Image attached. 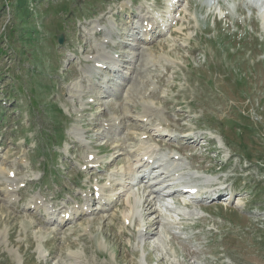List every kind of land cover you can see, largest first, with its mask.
<instances>
[{"label":"rangeland","instance_id":"rangeland-1","mask_svg":"<svg viewBox=\"0 0 264 264\" xmlns=\"http://www.w3.org/2000/svg\"><path fill=\"white\" fill-rule=\"evenodd\" d=\"M122 1L0 0V264H264V0H183L176 11ZM95 55L115 64L95 68ZM152 147L166 166L136 182L135 160ZM176 170L231 194L185 207L158 193L160 215L144 211V186L164 192ZM99 176L119 199L82 214L79 192ZM121 178H137L128 194Z\"/></svg>","mask_w":264,"mask_h":264},{"label":"bare ground","instance_id":"bare-ground-1","mask_svg":"<svg viewBox=\"0 0 264 264\" xmlns=\"http://www.w3.org/2000/svg\"><path fill=\"white\" fill-rule=\"evenodd\" d=\"M188 1V0H187ZM214 1L215 0H206L205 2L207 3V4H213L214 3ZM217 1V4H219L220 3V1L219 0H216ZM224 5V4H223ZM196 49V48H195ZM113 57V56H112ZM108 62H113V64H115V62H114V60H112L111 58H108ZM219 71H220V69H219ZM233 80V79H232ZM151 112V110H150V107L146 104L145 106H144V108H143V110H141V112H140V116H143L142 118H145V119H147L148 117H149V113ZM146 115H148L147 117H144V116H146ZM158 143H160V142H158ZM144 153H149V156H153V155H151V150H147V151H145ZM122 161H124V160H122ZM121 160H120V158L118 157V159H116L115 161H113V163L112 164H119V163H121L122 162ZM91 162H96L95 161V159H93V160H91ZM135 163H140V167H143V168H147V169H143L144 171L145 170H149V171H151L152 170V168L153 167H155V164L156 163H150L149 161H147L146 159H144L143 157H140V158H137L136 160H135ZM160 165H163L162 163H160V164H158V167H160ZM133 166H131V164H130V166H129V172H135L137 169H135L134 167L132 168ZM163 168V167H162ZM165 168V167H164ZM166 169V168H165ZM2 170V172H8L9 170H7V168H2L1 169ZM144 171H142L141 173H140V178H139V180H136V182H139L140 180H141V178L142 177H145L146 175H145V173L146 172H144ZM168 171V170H167ZM163 173V172H162ZM135 174V173H134ZM169 174V173H168ZM8 178V177H7ZM157 177H155V183H156V185H161L163 182V180H159V179H156ZM169 178H170V176L169 175H164V177H163V179H168L167 181H169ZM124 179V178H123ZM125 180V179H124ZM134 183V181H131V183H129L128 185H130V184H133ZM10 186V185H9ZM132 186V185H131ZM118 188V187H117ZM131 188V187H130ZM130 188L127 186L126 187V190H127V192L126 191H124L125 192V194H128L129 193V190H130ZM119 189V188H118ZM120 190V189H119ZM142 192L144 193V196H143V198L141 199V202H140V204H141V207H142V209L144 210V211H146V212H154V214H157L158 216L160 215V211H158V208H157V206H156V202L158 201V199H160L159 198V196L157 195L158 194V192H156L155 190H153L150 186H144V188L142 189ZM176 191H174L171 195H173L174 193H175ZM146 194V195H145ZM105 199H107L109 202H111L112 203V201H113V196H109V197H106ZM128 199V198H127ZM185 204H189V203H185ZM131 207V206H130ZM162 215V214H161ZM157 217V216H156ZM124 218H127V215H124ZM155 219V218H154ZM158 219V218H157ZM157 219H156V221H157ZM159 220V219H158ZM153 224H155V222L153 221V222H148L147 223V225H146V228H145V230H147V233H148V231H150L151 229H153V228H151L150 226L151 225H153ZM154 231V230H153ZM149 233H151V232H149ZM148 233V234H149ZM153 233V232H152ZM187 246V245H186ZM185 246V247H186Z\"/></svg>","mask_w":264,"mask_h":264},{"label":"trees","instance_id":"trees-1","mask_svg":"<svg viewBox=\"0 0 264 264\" xmlns=\"http://www.w3.org/2000/svg\"><path fill=\"white\" fill-rule=\"evenodd\" d=\"M247 146H248V145H247ZM248 147H249V146H248ZM256 149H257V148L252 149L253 152H254V150H256ZM253 152L251 153V150H250L249 153H248V152H245L244 154H245L246 157H248V159L251 160V159H252V154H253ZM263 159H264V157H263ZM263 159L259 157V160H260V161H258L257 164H258V165L260 164V167H262V169L264 170V166H261L262 164L264 165V161H262Z\"/></svg>","mask_w":264,"mask_h":264},{"label":"water","instance_id":"water-1","mask_svg":"<svg viewBox=\"0 0 264 264\" xmlns=\"http://www.w3.org/2000/svg\"><path fill=\"white\" fill-rule=\"evenodd\" d=\"M59 40L62 41V37L61 36L59 37Z\"/></svg>","mask_w":264,"mask_h":264}]
</instances>
